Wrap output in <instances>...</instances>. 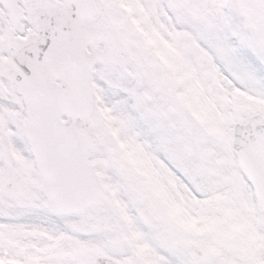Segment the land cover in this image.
<instances>
[{"label": "snow or ice", "instance_id": "snow-or-ice-1", "mask_svg": "<svg viewBox=\"0 0 264 264\" xmlns=\"http://www.w3.org/2000/svg\"><path fill=\"white\" fill-rule=\"evenodd\" d=\"M0 264H264V0H0Z\"/></svg>", "mask_w": 264, "mask_h": 264}]
</instances>
